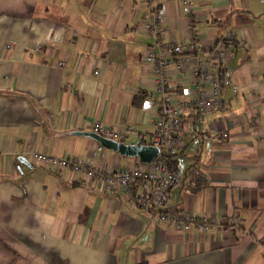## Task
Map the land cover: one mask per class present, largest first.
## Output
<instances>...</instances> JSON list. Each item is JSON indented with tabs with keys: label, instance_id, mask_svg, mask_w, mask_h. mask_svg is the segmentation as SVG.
<instances>
[{
	"label": "crops",
	"instance_id": "1",
	"mask_svg": "<svg viewBox=\"0 0 264 264\" xmlns=\"http://www.w3.org/2000/svg\"><path fill=\"white\" fill-rule=\"evenodd\" d=\"M153 3L0 0V264H264V0ZM155 15L160 37L139 30ZM162 38L182 46L164 60L169 87L186 99L198 59L231 53L219 67L221 106L183 116L185 146L171 151L181 181L151 208L193 212L209 222L203 232L154 220L139 205L140 180L129 197L29 153L134 165L73 132L98 121L129 144L154 132L157 109L144 101L157 91L143 57Z\"/></svg>",
	"mask_w": 264,
	"mask_h": 264
},
{
	"label": "built area",
	"instance_id": "2",
	"mask_svg": "<svg viewBox=\"0 0 264 264\" xmlns=\"http://www.w3.org/2000/svg\"><path fill=\"white\" fill-rule=\"evenodd\" d=\"M153 6L154 0H145ZM191 0H183V4L190 5ZM187 10V9H186ZM163 18L155 15L150 20H145L140 25L144 33H153L160 37L163 33ZM173 53H182V46L174 45L172 41L161 39L158 42V51L148 50L143 61L152 65L149 73L150 80L157 91L156 97H146L144 104L157 109L154 132L145 138L146 145L156 146L160 154L151 162L144 163L138 160L129 167H117L105 169L99 167L93 160L52 157L39 151H29L37 163L45 164L49 168L67 169L71 174L82 173L87 179H97L103 190L124 189L129 197H133V187L140 180L144 189L139 199L140 207L150 212L151 217L160 223L180 227L182 231L194 228L203 232L209 229L210 224L205 218H198L193 212L168 213L163 210L152 211L151 208H162L169 196L172 187L181 181L178 173L171 171L167 164L163 150L179 149L185 146L184 138L179 134L181 120L189 111L208 113L222 104L221 80L219 76L220 65L228 60L231 53L220 47L212 51L205 59L199 58L193 67L194 75L199 77V83L195 86L192 97L189 99L178 96L168 84L167 71L165 69V57ZM181 55V60H186ZM93 132L104 137L124 142L126 138L123 130L115 131L103 126L100 122L92 123ZM215 131V129H212ZM226 136L225 133H223ZM138 159V157H137Z\"/></svg>",
	"mask_w": 264,
	"mask_h": 264
},
{
	"label": "water",
	"instance_id": "3",
	"mask_svg": "<svg viewBox=\"0 0 264 264\" xmlns=\"http://www.w3.org/2000/svg\"><path fill=\"white\" fill-rule=\"evenodd\" d=\"M73 134L86 136L95 139L101 145L109 150L118 152L126 157H138L144 163H151L159 154L160 149L156 146L146 145L138 140L136 143H125L104 137L96 132L74 131Z\"/></svg>",
	"mask_w": 264,
	"mask_h": 264
},
{
	"label": "trees",
	"instance_id": "4",
	"mask_svg": "<svg viewBox=\"0 0 264 264\" xmlns=\"http://www.w3.org/2000/svg\"><path fill=\"white\" fill-rule=\"evenodd\" d=\"M32 105L33 107H35L34 104ZM139 140H141L142 143H145V139L143 138V136H141ZM171 151L172 149L163 150V156L167 164L169 165V168L171 169V171L178 173L179 169L177 167V162L176 160H174L173 154H171Z\"/></svg>",
	"mask_w": 264,
	"mask_h": 264
},
{
	"label": "rangeland",
	"instance_id": "5",
	"mask_svg": "<svg viewBox=\"0 0 264 264\" xmlns=\"http://www.w3.org/2000/svg\"><path fill=\"white\" fill-rule=\"evenodd\" d=\"M138 130V129H137ZM131 140H134V139H124L123 141H125L126 143H128L129 144V142L131 141ZM168 148H166L165 150H167ZM125 159H137V157H124Z\"/></svg>",
	"mask_w": 264,
	"mask_h": 264
}]
</instances>
